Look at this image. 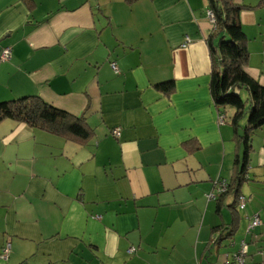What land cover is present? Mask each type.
Returning <instances> with one entry per match:
<instances>
[{
	"label": "crops",
	"instance_id": "obj_1",
	"mask_svg": "<svg viewBox=\"0 0 264 264\" xmlns=\"http://www.w3.org/2000/svg\"><path fill=\"white\" fill-rule=\"evenodd\" d=\"M236 2L250 7L249 50L253 33L263 51L264 0ZM207 11V0H0V103L39 96L95 132L81 145L0 122V264H225L243 242L246 263L257 264L264 127L251 140L237 233L210 245L235 198L226 195L218 214L207 195L217 179L234 182L242 149L228 127L235 109H222L220 125L210 94ZM260 53L250 51L260 65L251 59L246 71L263 85ZM168 81L174 93L154 89ZM256 215L261 224L247 234Z\"/></svg>",
	"mask_w": 264,
	"mask_h": 264
},
{
	"label": "trees",
	"instance_id": "obj_2",
	"mask_svg": "<svg viewBox=\"0 0 264 264\" xmlns=\"http://www.w3.org/2000/svg\"><path fill=\"white\" fill-rule=\"evenodd\" d=\"M125 1L132 5L139 0ZM207 7V14L211 12L214 18L213 21L210 19L214 29L207 39L212 64L210 94L215 107L220 112L219 115L223 114L222 109L227 107L235 109L231 125L234 127L237 143L242 149L241 157L238 155L234 163L237 168L234 182L231 184L226 180L217 179L214 183V192L221 182L227 183L226 191L217 195L215 199H210L207 195L208 200L216 201L218 214H221L222 206H226L224 202L226 195L232 194L235 198L234 203L227 206L234 210L231 223L214 227L212 230L210 245L213 248L221 246L225 238L233 237L237 233L239 227L237 208L240 211L246 208L245 206L244 209H240L239 203L240 199L244 198L247 204L246 198L242 196V188L249 181L251 140L253 135L264 127V84H260L246 71L251 54L248 36L243 29L242 13L250 7L243 6L236 0H207ZM251 8L255 9V7ZM154 89L170 95L175 91V82L155 84ZM242 92H245V98ZM223 115L227 123L228 118L226 114ZM244 118H246V128L241 133L239 132L240 123ZM4 120L24 123L33 129L46 131L81 145L87 144L95 136L94 130L84 117L58 109L39 96H26L1 102L0 122ZM258 217L260 219L259 215ZM254 229L250 232L247 229L248 233H246L252 234Z\"/></svg>",
	"mask_w": 264,
	"mask_h": 264
},
{
	"label": "built area",
	"instance_id": "obj_3",
	"mask_svg": "<svg viewBox=\"0 0 264 264\" xmlns=\"http://www.w3.org/2000/svg\"><path fill=\"white\" fill-rule=\"evenodd\" d=\"M209 18L213 21V15L211 12L208 13ZM190 42L189 38L186 39V43H184V46H187L188 43ZM1 58L4 61H9L12 58V51L9 48H5L2 53H1ZM112 68L117 71V67L116 65H112ZM219 124L220 125H224L226 124V120H225V116L223 114L219 115ZM119 131L120 130H115L114 131V135L115 136H119ZM226 187H227V183L226 182H221L218 185V188L216 189V192L213 191V193H211L209 195L210 199H215L217 197V195L222 194L223 192L226 191ZM246 206V202L244 200V198L240 199V203H239V207L240 209H244ZM261 224V221L258 217V215H256L253 219L252 222L248 228L249 232L254 229L255 227L259 226ZM9 250H10V244L7 245V247L4 249L3 251V257L7 258L8 254H9ZM135 248L130 249V253H134L135 252ZM248 256V244L243 242L239 248V250L232 254V256H225V263L228 262V264H246V258Z\"/></svg>",
	"mask_w": 264,
	"mask_h": 264
},
{
	"label": "rangeland",
	"instance_id": "obj_4",
	"mask_svg": "<svg viewBox=\"0 0 264 264\" xmlns=\"http://www.w3.org/2000/svg\"><path fill=\"white\" fill-rule=\"evenodd\" d=\"M252 35H253V33L250 35L251 37H250V39H251V45H250V51L252 52L253 50H257V52H262V55H263V58H264V50L263 51H260L259 49H260V46H262V44H259V43H256L255 42V40L253 39V37H252ZM261 54V53H260ZM251 59H253V60H256V65H260V63H259V61H260V56L259 57H255V55H251L250 56V61H251ZM242 96H243V98H245V92H242ZM230 108V107H229ZM247 115V114H246ZM232 121V120H231ZM231 121H229V125L230 126H228L229 128H231V124H232V122ZM233 127V126H232ZM234 128V127H233ZM232 129V128H231ZM240 130V129H239ZM234 139H236V136H235V138ZM236 142H237V139H236V141H234V144H236ZM238 145V144H237ZM164 175H165V172H164ZM247 229H248V227H247ZM247 229H246V232H247ZM243 233V231H241V233H240V235ZM215 237V236H214ZM256 238L257 237H254V242H255V245L256 244H259V243H262V242H264V240L263 239H260L259 241H257L256 240ZM262 247L264 248V245H262ZM255 258H257V260H256V262L255 263H257V264H264V253H263V251L262 252H260V253H257V255H256V257ZM225 264H228V262H226ZM246 264H249V263H246Z\"/></svg>",
	"mask_w": 264,
	"mask_h": 264
},
{
	"label": "bare ground",
	"instance_id": "obj_5",
	"mask_svg": "<svg viewBox=\"0 0 264 264\" xmlns=\"http://www.w3.org/2000/svg\"><path fill=\"white\" fill-rule=\"evenodd\" d=\"M248 233V232H247Z\"/></svg>",
	"mask_w": 264,
	"mask_h": 264
}]
</instances>
